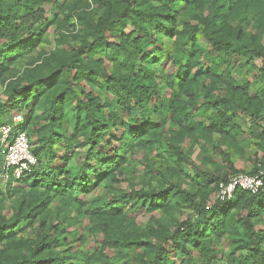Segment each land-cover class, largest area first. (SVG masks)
Listing matches in <instances>:
<instances>
[{
    "label": "trees",
    "instance_id": "trees-1",
    "mask_svg": "<svg viewBox=\"0 0 264 264\" xmlns=\"http://www.w3.org/2000/svg\"><path fill=\"white\" fill-rule=\"evenodd\" d=\"M45 2L0 0V125L29 105L15 128L36 157L0 189V264H127L133 250L138 264H172L171 253L181 264H264V88L250 96L249 82L236 86L230 71L234 57H256L264 80V0H71L67 18L82 33L79 45L38 50L18 74L15 62L40 43ZM89 2L102 7L96 19ZM250 25L256 34L246 32ZM238 119H247L248 141L261 152L241 173L263 171V185L221 200L218 184L230 176L198 168L181 143L189 138L206 151L217 136L243 151ZM141 150L167 160L141 158L135 189L132 157ZM186 165L195 170L188 183ZM122 181L130 189L114 191ZM99 187L104 192L88 199ZM183 207L192 214L182 222L152 214ZM140 210L150 214L144 227ZM89 235L99 243L91 253L82 248Z\"/></svg>",
    "mask_w": 264,
    "mask_h": 264
},
{
    "label": "rangeland",
    "instance_id": "rangeland-1",
    "mask_svg": "<svg viewBox=\"0 0 264 264\" xmlns=\"http://www.w3.org/2000/svg\"><path fill=\"white\" fill-rule=\"evenodd\" d=\"M71 0H47L43 4L44 9V22L45 24L42 25L43 28V34L40 40V43L36 50H34L32 53L24 55L23 57H19L18 60L14 64V68L16 69V72L20 74L22 72L23 66H25V63L31 62V60L35 59L37 55V51L44 53H49L53 50H70L72 47H76L80 43V36H82V33L80 32L79 28L74 26V18L69 17L67 18L68 9L66 8V4H69ZM86 10L90 14V16L94 19H96L102 12V7L98 4L94 3H88L86 5ZM31 30L29 29L28 34H31ZM246 32L250 34H256L257 29L250 25L247 28H245ZM76 34L78 37H76ZM264 36V35H263ZM108 38H114L107 33ZM162 41V40H161ZM262 42H264V37L262 38ZM167 46L170 47V40L167 41ZM210 47L207 46L205 51H209ZM163 58L161 57V60ZM206 63V62H205ZM165 69L168 72H172L175 68L173 64L169 61L165 63H161ZM231 67L230 71L232 75L238 79L237 83H235L236 86L243 83L244 81L249 82L248 87V93L250 96H255L259 91H261L264 88V80L260 77L259 73V67L261 66V59L256 57H250L249 59H243L239 58L238 56L234 57L231 61ZM107 69L110 70V64L106 63ZM158 86L159 91L163 92L165 96H169L171 91L164 85V80L158 78ZM208 81H204L206 83ZM176 88V86H175ZM6 97L3 93V86L0 85V103L5 102ZM32 104V101L30 102ZM30 106L27 105V107L22 105L21 107V115H25L27 111L29 110ZM35 114L40 113V109L35 107ZM12 111H7V113ZM5 114V115H6ZM7 116V115H6ZM247 120V119H246ZM246 120H240L238 119V123H242L243 127V133L238 136L237 142H240L244 147L242 148L243 151H237L234 148L227 146L224 142L220 141L217 136H214V141L218 142V146L216 148L213 147L211 143L206 144V151H202L199 146H196L192 143V141L189 138H186L184 142L181 143V147L183 150L187 153L189 159L201 170H208L209 172H213L215 174H227L228 176H231L235 173L240 172H246L250 170L257 162L259 161V158L261 156V152L258 150L257 146L255 145L254 141H248L247 135L249 133L247 129L246 123H244ZM111 133L107 134V137L110 136ZM106 137V138H107ZM118 149L120 148L119 143H114L112 145V149ZM108 150V149H107ZM120 150V149H119ZM65 152V150L62 148V146L59 144L57 145V148L55 150V153L57 155H62ZM147 157L148 160L154 161L157 165H162L161 162L163 160H167L164 156H158L155 151L149 152V151H138L134 157H132V164H134V177H133V184L135 185V189H138L141 187L143 180V165L140 162L141 158ZM75 160H80L82 156L78 158L74 157ZM185 173L188 176H182V180L186 183L189 182V179L191 176L194 175L195 170L190 167L189 165H186L184 167ZM184 183V184H186ZM130 185L125 181L119 182L115 184L114 191L118 190H129ZM4 184L0 182V189L4 188ZM104 192V189L102 187H99L95 189L91 194H89L87 197L88 199H95L97 196ZM113 192H108V197H111ZM4 205L0 203L1 206ZM6 205V203H5ZM55 202H53L52 207L55 206ZM8 209L5 211L7 212ZM155 217L160 218L164 221H170L172 218H175L178 222H182L187 217H189L192 214L191 208H181L179 211H172L170 214L163 213L159 210H156L152 213ZM150 214L145 212L144 210H140L136 213L135 219L136 222L141 226L144 227L145 223L149 220ZM260 227V225H259ZM75 226H70L67 231L71 232ZM66 236V235H65ZM68 236V235H67ZM69 237V236H68ZM67 237V238H68ZM88 240L85 241L84 245H82V248L91 253L94 250H96L99 246V243L92 239V236H87ZM69 239V244L73 246V248L77 247L79 244L77 241H73L72 239ZM220 248H222L224 251L227 250V244L225 240H222V243L219 245ZM137 250H133L131 252L130 257L128 258L127 264H138L135 257H136ZM172 264H181V256L177 257L174 253L170 254Z\"/></svg>",
    "mask_w": 264,
    "mask_h": 264
},
{
    "label": "built area",
    "instance_id": "built-area-1",
    "mask_svg": "<svg viewBox=\"0 0 264 264\" xmlns=\"http://www.w3.org/2000/svg\"><path fill=\"white\" fill-rule=\"evenodd\" d=\"M22 119L21 114H15L11 122L0 125V182L3 184L16 180L36 164L27 133L15 128ZM262 175L261 170L255 174L231 175L226 182L218 184L215 196L221 200L230 199L236 188L256 192L263 185Z\"/></svg>",
    "mask_w": 264,
    "mask_h": 264
}]
</instances>
